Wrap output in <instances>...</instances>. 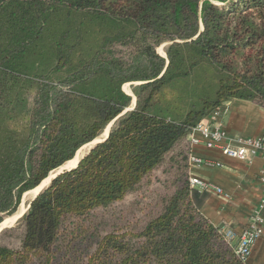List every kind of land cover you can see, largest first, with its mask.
Returning a JSON list of instances; mask_svg holds the SVG:
<instances>
[{"label": "trees", "instance_id": "obj_1", "mask_svg": "<svg viewBox=\"0 0 264 264\" xmlns=\"http://www.w3.org/2000/svg\"><path fill=\"white\" fill-rule=\"evenodd\" d=\"M231 100L264 109V0H0V224L112 123L0 231V264H245L189 184L188 136ZM156 173L153 215L90 229Z\"/></svg>", "mask_w": 264, "mask_h": 264}, {"label": "crops", "instance_id": "obj_2", "mask_svg": "<svg viewBox=\"0 0 264 264\" xmlns=\"http://www.w3.org/2000/svg\"><path fill=\"white\" fill-rule=\"evenodd\" d=\"M221 124L228 137L258 138L264 133V109L249 102L231 100L221 108ZM191 155L202 159L201 166L189 170V177L199 179L210 189L202 213L229 241L236 244L241 230L251 220L262 197L259 180L264 161L255 156L244 162L225 157L218 149L191 145ZM264 218V210L261 212ZM235 242V243H234ZM245 264H264V225Z\"/></svg>", "mask_w": 264, "mask_h": 264}, {"label": "built area", "instance_id": "obj_3", "mask_svg": "<svg viewBox=\"0 0 264 264\" xmlns=\"http://www.w3.org/2000/svg\"><path fill=\"white\" fill-rule=\"evenodd\" d=\"M221 109L214 110L210 115L198 123L188 136L191 145L201 144L208 149H218L228 158L239 161H250L255 156L261 157L264 161V133L258 138L228 137L220 121ZM202 159L190 154L188 158L189 170L194 166H201ZM259 180L264 187V169L260 172ZM189 184L192 189L199 192L209 193L219 190L210 189L199 179L189 177ZM264 210V188L262 197L257 204L251 220L241 230L235 244L234 252L237 257L245 261L253 250L254 245L262 235L264 218L261 212Z\"/></svg>", "mask_w": 264, "mask_h": 264}, {"label": "rangeland", "instance_id": "obj_4", "mask_svg": "<svg viewBox=\"0 0 264 264\" xmlns=\"http://www.w3.org/2000/svg\"><path fill=\"white\" fill-rule=\"evenodd\" d=\"M163 47L164 46H161L157 50L158 53L162 56H164ZM123 90L126 93L130 94V88H129L128 84L123 87ZM106 130L108 131V128ZM104 137H105V134L103 133L98 139L94 140L90 144L85 145V147H82L78 151L79 153H76L75 156H77L78 159H80V157L83 156L94 145L95 142L103 140ZM61 169L63 170V169H69V168H66L65 166H63L62 168H60L56 172L51 173L47 178V182L44 183V185L41 187V189L43 187H46L49 183V180L52 177H54L58 171H61ZM164 179H165V177H163L159 173H156L155 176L151 179V181H150L151 184L147 190L143 189L140 194L130 195V196L126 197V199L123 202L114 206L113 208H111V210L109 209L103 213L98 212V213L94 214V218H93V221L91 222L90 229L94 230L95 228H98V233H97L98 235H102L104 232L111 231V229L113 227H120V228L129 229L128 225H130L132 222H135V220H136V219L132 218L131 216L134 212L137 211V209H140V210H138L139 212L137 213L138 216L142 217V219L138 220V222H140V223L144 222L147 219L146 217L153 215V213L156 210L154 208L155 202L152 199L153 193L156 191H159L158 192V194H159L161 191H163V187H162L161 183ZM29 192H27L28 194L25 193L23 195L21 202H20V205L18 207V210L14 215L18 214L23 209L26 211V209L28 207V203L36 195L33 192L32 193L31 192L29 193ZM140 200L143 203H147V206L145 204H142V206L140 208L138 205V201H140ZM8 218H10V217H8ZM6 219L7 218H5L3 221H5ZM18 220L19 219H17L14 222H8L4 228H10V227L15 226L17 224ZM234 241L236 242V240H234Z\"/></svg>", "mask_w": 264, "mask_h": 264}, {"label": "bare ground", "instance_id": "obj_5", "mask_svg": "<svg viewBox=\"0 0 264 264\" xmlns=\"http://www.w3.org/2000/svg\"><path fill=\"white\" fill-rule=\"evenodd\" d=\"M162 54H163V53H162ZM128 92H129V91H128ZM106 133H107V130H105L104 134L106 135ZM83 147H85V146H83ZM77 153H79V152H77ZM77 161H78V157L75 156L71 161L67 162L64 166H65L66 168H72V167H74V166L76 165ZM46 182H47V179H46L45 181H43V182L41 183L40 186H38L37 188H35L34 190H32V191H30V192H31V193L33 192V193L37 194V193L40 191L41 187H42V186L44 185V183H46ZM30 192H29V193H30ZM27 194H28V193H27ZM24 211H25V210L23 209V210H21L18 214L14 215V216H12V217H10V218H7L3 223L0 224V228H1V227H5V225H6L8 222H14V221H16L17 218H18L21 214L24 213Z\"/></svg>", "mask_w": 264, "mask_h": 264}, {"label": "water", "instance_id": "obj_6", "mask_svg": "<svg viewBox=\"0 0 264 264\" xmlns=\"http://www.w3.org/2000/svg\"><path fill=\"white\" fill-rule=\"evenodd\" d=\"M111 125H112V123L109 125V127H108V131H109V128H110ZM108 131H107V133H106L104 139L101 140V141H97V142H95L94 145L97 144V143H100V142L104 141V140L107 138V136H108ZM94 145H93V146H94ZM93 146H92V147H93ZM78 161H79V159H78ZM78 161H77V163H76V165H75L74 167L69 168V169H63V170L61 169V171H58V172L55 174V176L52 177V178L49 180V183H50V181H51L53 178H55V177H56L57 175H59L61 172H63V171H68V170H70V169L75 168V167L77 166V164H78ZM49 183H48V184H49ZM43 188H45V187H43ZM43 188H42V189H43ZM42 189H41V190H42ZM41 190H40V191H41ZM40 191H39V192H40ZM39 192L35 195V197L39 194ZM35 197H34V198H35ZM34 198H33V199H34ZM33 199H32V200H33ZM28 208H29V205H28L27 209H28ZM27 209H26V211H27ZM26 211H25V212H26ZM25 212H24V213H25ZM24 213H23V214H24ZM23 214H21L17 219H20V218L23 216ZM3 228H4V227H1L0 230H2Z\"/></svg>", "mask_w": 264, "mask_h": 264}]
</instances>
